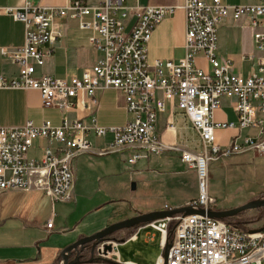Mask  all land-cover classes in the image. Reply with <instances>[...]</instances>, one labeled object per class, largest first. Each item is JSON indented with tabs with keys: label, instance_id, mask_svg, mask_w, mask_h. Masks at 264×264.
<instances>
[{
	"label": "built area",
	"instance_id": "obj_1",
	"mask_svg": "<svg viewBox=\"0 0 264 264\" xmlns=\"http://www.w3.org/2000/svg\"><path fill=\"white\" fill-rule=\"evenodd\" d=\"M123 1L103 0L90 6L84 0H70L61 8L26 2L21 8H2L3 13L24 24V42L19 47H0V55L17 70L13 77L0 74V89L37 90L44 107L66 110L77 105L71 99L79 94L81 104L94 105L97 89L113 88L123 94L130 115L124 125L111 127L65 118L58 125L49 120L36 125L28 120L21 125L0 126V194L42 191L52 203L47 229L53 228L55 203L73 199L74 158L128 149L127 160L134 164L151 153H160L156 120L166 104H174L185 114L203 147L197 152L180 146V160L194 171L198 190L197 197L185 206L214 209L215 199L207 189L211 161L247 152L264 158V57L257 58V72L244 77L233 71L231 59L220 57L217 51V27L230 10L235 19L245 17L255 30L256 49L264 52V0L244 6H228L221 0H184L181 6H126ZM178 8L185 16L183 56L149 62L146 44L153 29ZM57 17L77 19L81 29L94 33L89 42L101 54L80 78L35 74L50 55L55 40L52 20ZM198 56L206 60L208 70L198 66ZM224 98L231 100L236 119L215 122L214 112ZM226 128L251 129L253 133L243 137L237 134L227 144H220L216 130ZM107 134H111V142L94 150L88 137ZM36 140L46 141L37 161L28 157ZM169 209L163 205L162 210ZM147 226L159 232L163 251L167 243L170 245L166 264H264V228H242L201 214H178ZM117 247L118 243L110 239L97 243V258L87 264H134L122 262ZM164 262L160 255L156 264Z\"/></svg>",
	"mask_w": 264,
	"mask_h": 264
},
{
	"label": "crops",
	"instance_id": "obj_2",
	"mask_svg": "<svg viewBox=\"0 0 264 264\" xmlns=\"http://www.w3.org/2000/svg\"><path fill=\"white\" fill-rule=\"evenodd\" d=\"M69 1L0 0V47H19L24 42V24L21 21L15 20L11 15L3 13L2 8H21L26 2L34 6L61 8L66 6ZM102 1L84 0L90 6L98 5ZM183 1L124 0L123 5L181 6ZM205 1L210 2L211 0ZM221 2L228 6H244L253 5L257 0H221ZM131 23L132 20L128 23L127 29ZM52 30L55 34V40L50 47V55L46 58L44 66L36 69V76L47 74L53 78H68L71 76L80 78L83 70L92 66L101 54L89 42V38L94 33L91 30L81 29L78 20L69 17L54 18L52 20ZM254 31L253 28L248 26L245 17L235 19L230 10L226 19L217 27V51L219 56L231 59L233 71L244 77L257 72V58L264 57V52L258 51L255 47ZM184 37V11L178 8L173 15L166 17L153 29L150 39L146 44L147 60L153 62L156 59L181 58L184 54ZM196 62L204 70L209 69L206 60L202 56H198ZM0 74L6 77H13L17 74L16 67L1 55ZM80 99H82L81 94L71 99L72 102H77L75 107L60 110L55 107H44L37 90L0 89V126L21 125L28 120L36 125L45 120L58 125L65 118L68 121L80 119L86 124L96 123L99 126L111 127L122 126L130 118L125 109L123 94L116 89H97L95 92L96 103L94 105H83L80 103ZM231 103L229 99L224 98L222 100L220 107L213 115L215 122H231L236 119ZM180 112L183 116L181 128ZM188 127L193 128L185 114L174 104H166L165 111L160 113L156 120V130L162 144L160 153H151L147 158L139 159L134 164H130L127 160L130 154L128 149L107 152L104 155L90 152L74 158L72 161L74 182L71 191L73 198L71 202H75V195L77 193H84L90 188L98 191L101 190L105 194H108V196H111L112 192L118 189L119 182L115 181V169L120 168V164L119 162L115 163V154L123 156V162L126 164L125 167L130 169L131 177L135 174L137 175L136 180L141 181L143 184L146 183L145 185L150 188L149 195L151 198H156V195L163 198L162 208L164 204H167L171 208L181 207L190 200L195 199L196 197H189L190 195L188 196L187 194L180 198V163L183 164L180 160V146L192 150L186 146L185 140L180 135V131L186 130ZM252 133L253 130L251 129L240 131L232 128L217 129L216 138L220 144H227L237 134L243 137ZM88 138L94 150L106 147L112 140L111 134H107L102 138L95 136H89ZM45 144L46 141L44 140H36L33 147L28 151V157L36 161L39 160L41 148ZM237 156H246L247 159L251 160L258 157L251 152ZM189 171L194 182L193 185L196 186L195 173L192 170ZM131 188L134 190L136 184L132 182ZM14 197H20V199L17 201L12 200L14 202L12 203L13 208L9 215H7V218H13L17 229L16 233L11 236H5L1 234L3 232H0V264H54L60 259L59 254L62 249L77 239L92 234H75L67 231L66 227H62L61 225L57 227L55 225L56 204L54 205L55 217L53 228L47 229L45 225L49 216L45 222H40L35 217L42 203L49 204L52 210L50 199L40 190L5 191L0 194V210L5 206L3 201L13 199ZM102 207L103 205H99L90 208L88 212L96 211ZM156 210H158V207H155L154 203H149L148 206L145 205L143 209L131 207L128 217ZM147 224L133 228L130 235L123 242H138L142 233L146 237L149 229H151ZM34 227L46 235H60V239L52 243L38 244L39 241H36V238L25 232ZM151 231L153 237H155L156 233L159 234V232L153 229ZM157 259L152 264H156ZM128 262L136 264L134 261Z\"/></svg>",
	"mask_w": 264,
	"mask_h": 264
},
{
	"label": "rangeland",
	"instance_id": "obj_3",
	"mask_svg": "<svg viewBox=\"0 0 264 264\" xmlns=\"http://www.w3.org/2000/svg\"><path fill=\"white\" fill-rule=\"evenodd\" d=\"M183 116L180 112V128L183 123ZM180 135L185 140L186 146L193 151H202L203 147L193 128L188 127L180 131ZM115 163L119 162L120 168L115 169V181L119 182L118 189L114 190L111 196L103 191L90 188L84 193L75 195V202L55 203L56 221L55 225L66 227L67 231L77 233H95L104 227L128 218L131 207L144 208L149 203H154L158 210L162 208L163 198H151L148 186L141 181L136 180L137 175L131 177L130 169L125 167L123 156L115 154ZM135 169V168H134ZM136 184L132 190L131 183ZM138 184V185H137ZM193 179L189 169L185 164L180 163V198L187 194L189 197H197L196 186L193 185ZM207 189L210 196L215 199L212 208L228 207L229 209L240 206L250 200L261 199L264 197V158L247 159L246 156H235L228 159H219L209 163L207 176ZM20 197L6 199L3 201L5 206L0 210V232L1 234L13 235L16 233L17 225L13 218H7L13 208L12 200H18ZM8 203V204H7ZM3 204V205H4ZM12 204V205H11ZM238 204V205H236ZM103 205L101 209L88 212L90 208ZM236 205V206H234ZM1 209V208H0ZM51 207L49 204L39 206L36 219L45 222L49 216ZM135 211V210H134ZM230 222H238L242 228L260 229L264 226V207L259 209L244 210L241 214L229 218ZM3 221V222H2ZM98 229V230H97ZM152 229V228H151ZM149 229L147 236L143 233L140 240L135 243L123 242L132 229H124L114 233L109 239L118 244L117 250L122 262L134 261L136 264H152L159 255L164 254L160 247V234L152 236ZM25 232L36 238L38 244L52 243L60 239V235H46L41 233L38 228H30ZM7 233V234H6ZM62 238V236H61ZM73 243V242H72ZM73 254L70 259L74 258ZM92 258H97L96 248L89 245L82 251L78 264H87ZM58 259L54 264H60Z\"/></svg>",
	"mask_w": 264,
	"mask_h": 264
},
{
	"label": "water",
	"instance_id": "obj_4",
	"mask_svg": "<svg viewBox=\"0 0 264 264\" xmlns=\"http://www.w3.org/2000/svg\"><path fill=\"white\" fill-rule=\"evenodd\" d=\"M261 207H264V197L261 199L250 200L240 206L229 208V209H211L210 208L208 210H204V209H193L190 206L184 205V206L172 208L169 210H156V211H151L147 213H142V214L128 217L124 220L112 223L91 235L84 236V237L77 239L75 242L71 243L70 245L66 246L64 249L61 250L59 254L60 259H61L60 264H78L82 251L85 250L89 245H91V248H93L97 243L109 239V236L113 234L114 232L136 227L142 224H147L157 219H162L165 217H172L178 214H181L184 216L190 215V214H201V215H207L208 217H212V218L226 219V218L236 216L239 213L243 212L244 210L258 209ZM169 246L170 245L167 243L164 249V254H163L164 259H165L164 264H166V256H167V251H168ZM73 254H75L74 258L70 259V257ZM89 262H92V260H89Z\"/></svg>",
	"mask_w": 264,
	"mask_h": 264
},
{
	"label": "trees",
	"instance_id": "obj_5",
	"mask_svg": "<svg viewBox=\"0 0 264 264\" xmlns=\"http://www.w3.org/2000/svg\"><path fill=\"white\" fill-rule=\"evenodd\" d=\"M195 177H196V176H195ZM258 209H259V208H258ZM241 213H242V212H241ZM241 213H240V214H241ZM224 220L230 222L229 218H226V219H224ZM231 223H232V222H231ZM234 224H236V225L239 226L238 222H235ZM172 226H173V225H170V228H169L170 230H171ZM136 227H137V226H136ZM136 227L128 228V230H129V229L136 228ZM262 228H263V227H262ZM114 233H116V232H114ZM114 233H113V234H114ZM113 234H111V235L109 236V238H110ZM171 237H172V235L169 233V234H168V242H170ZM125 239H126V238H125Z\"/></svg>",
	"mask_w": 264,
	"mask_h": 264
}]
</instances>
